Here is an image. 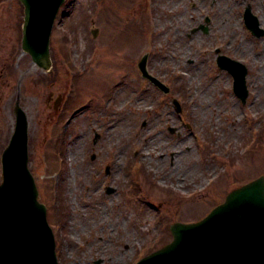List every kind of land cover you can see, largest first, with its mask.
I'll use <instances>...</instances> for the list:
<instances>
[{"label": "rangeland", "instance_id": "1", "mask_svg": "<svg viewBox=\"0 0 264 264\" xmlns=\"http://www.w3.org/2000/svg\"><path fill=\"white\" fill-rule=\"evenodd\" d=\"M248 4L264 28V0H66L45 76L22 49L24 6L0 0V182L19 100L60 264H135L264 175V34ZM145 53L169 94L141 76ZM219 54L249 68L246 103Z\"/></svg>", "mask_w": 264, "mask_h": 264}, {"label": "water", "instance_id": "2", "mask_svg": "<svg viewBox=\"0 0 264 264\" xmlns=\"http://www.w3.org/2000/svg\"><path fill=\"white\" fill-rule=\"evenodd\" d=\"M25 6L23 48L45 66L52 27L65 0H21ZM249 27L264 34L259 20L246 9ZM205 32L207 27L201 25ZM146 55L139 67L166 92L163 83L147 72ZM219 65L235 77V91L245 100L247 67L227 56ZM45 63V64H44ZM17 125L2 157L0 184V264H59L47 207L28 167V121L16 104ZM174 241L139 264H264V177L232 191L226 201L197 223H177Z\"/></svg>", "mask_w": 264, "mask_h": 264}]
</instances>
